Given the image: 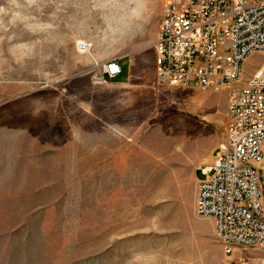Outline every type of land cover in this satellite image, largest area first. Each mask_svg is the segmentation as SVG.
<instances>
[{
    "label": "rangeland",
    "instance_id": "1",
    "mask_svg": "<svg viewBox=\"0 0 264 264\" xmlns=\"http://www.w3.org/2000/svg\"><path fill=\"white\" fill-rule=\"evenodd\" d=\"M163 3L0 0V264H226L195 208L242 83H158Z\"/></svg>",
    "mask_w": 264,
    "mask_h": 264
},
{
    "label": "built area",
    "instance_id": "2",
    "mask_svg": "<svg viewBox=\"0 0 264 264\" xmlns=\"http://www.w3.org/2000/svg\"><path fill=\"white\" fill-rule=\"evenodd\" d=\"M154 50L159 84L242 83L229 93L225 140L202 169L195 211L214 219L226 264H264V62L242 80L243 62L264 52V0H164ZM121 72L119 60L103 66L108 79Z\"/></svg>",
    "mask_w": 264,
    "mask_h": 264
},
{
    "label": "bare ground",
    "instance_id": "3",
    "mask_svg": "<svg viewBox=\"0 0 264 264\" xmlns=\"http://www.w3.org/2000/svg\"><path fill=\"white\" fill-rule=\"evenodd\" d=\"M79 47H80V49L83 51V50H85V48H86V45H85V43H83V42H79Z\"/></svg>",
    "mask_w": 264,
    "mask_h": 264
},
{
    "label": "crops",
    "instance_id": "4",
    "mask_svg": "<svg viewBox=\"0 0 264 264\" xmlns=\"http://www.w3.org/2000/svg\"><path fill=\"white\" fill-rule=\"evenodd\" d=\"M124 75V70L121 72V74H119L116 78H119V77H122ZM201 174V173H200ZM201 175H203V174H201ZM197 180H198V178H197Z\"/></svg>",
    "mask_w": 264,
    "mask_h": 264
}]
</instances>
